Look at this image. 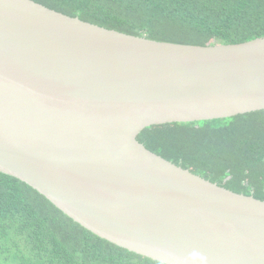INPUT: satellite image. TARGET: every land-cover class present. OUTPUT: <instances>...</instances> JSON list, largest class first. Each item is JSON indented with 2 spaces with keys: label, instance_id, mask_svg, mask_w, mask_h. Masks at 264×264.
<instances>
[{
  "label": "water",
  "instance_id": "water-1",
  "mask_svg": "<svg viewBox=\"0 0 264 264\" xmlns=\"http://www.w3.org/2000/svg\"><path fill=\"white\" fill-rule=\"evenodd\" d=\"M264 111V37L204 47L0 0V173L163 264H264V201L151 152L153 126Z\"/></svg>",
  "mask_w": 264,
  "mask_h": 264
},
{
  "label": "trees",
  "instance_id": "trees-1",
  "mask_svg": "<svg viewBox=\"0 0 264 264\" xmlns=\"http://www.w3.org/2000/svg\"><path fill=\"white\" fill-rule=\"evenodd\" d=\"M69 17L158 42L204 47L264 37V0H32ZM151 152L234 193L264 201V111L145 129ZM0 264H163L75 222L0 173Z\"/></svg>",
  "mask_w": 264,
  "mask_h": 264
}]
</instances>
